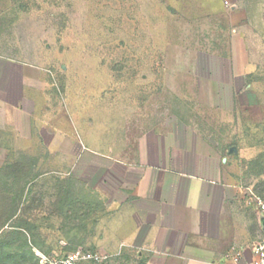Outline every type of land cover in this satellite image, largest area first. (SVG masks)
<instances>
[{
    "label": "rangeland",
    "instance_id": "obj_1",
    "mask_svg": "<svg viewBox=\"0 0 264 264\" xmlns=\"http://www.w3.org/2000/svg\"><path fill=\"white\" fill-rule=\"evenodd\" d=\"M0 60V264L92 253L119 222L89 189L104 186L89 151L119 159L179 120L264 151V0H0ZM119 243L78 264H137Z\"/></svg>",
    "mask_w": 264,
    "mask_h": 264
},
{
    "label": "crops",
    "instance_id": "obj_2",
    "mask_svg": "<svg viewBox=\"0 0 264 264\" xmlns=\"http://www.w3.org/2000/svg\"><path fill=\"white\" fill-rule=\"evenodd\" d=\"M5 70L10 85L13 74ZM244 76L230 74L229 90ZM215 84L217 93L225 86ZM253 87L250 97L256 96ZM178 123L167 139L153 130L138 137L119 159L89 151L90 171L104 181L101 187L89 185L90 191L103 193L106 210L119 209V222L111 220L110 229L95 233L89 254L117 249L112 241L118 240L122 255L133 256L137 264H234L235 251L242 255L239 264L253 259L251 246L264 238V215L257 204L264 199V151L253 137L248 147L227 151L195 131L193 123ZM261 125L248 121L244 126L255 130Z\"/></svg>",
    "mask_w": 264,
    "mask_h": 264
},
{
    "label": "built area",
    "instance_id": "obj_3",
    "mask_svg": "<svg viewBox=\"0 0 264 264\" xmlns=\"http://www.w3.org/2000/svg\"><path fill=\"white\" fill-rule=\"evenodd\" d=\"M226 5L230 4L226 2ZM258 207L261 211V213L264 215V199L258 198L257 199ZM251 253L253 256V259L248 264H264V238L254 243L251 246ZM241 252L235 251L232 254V259L234 261V264H239V261L241 259ZM107 256H98V255H92L89 253H84L82 250H78L76 252H72L63 259L57 261L55 264H78L80 261L84 260H94V261H102L107 259Z\"/></svg>",
    "mask_w": 264,
    "mask_h": 264
},
{
    "label": "trees",
    "instance_id": "obj_4",
    "mask_svg": "<svg viewBox=\"0 0 264 264\" xmlns=\"http://www.w3.org/2000/svg\"><path fill=\"white\" fill-rule=\"evenodd\" d=\"M128 256H126V258H127Z\"/></svg>",
    "mask_w": 264,
    "mask_h": 264
}]
</instances>
